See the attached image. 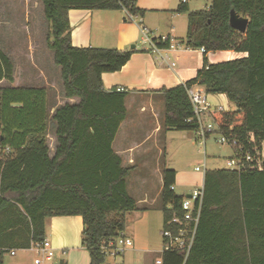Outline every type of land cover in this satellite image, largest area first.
<instances>
[{"label":"trees","instance_id":"16d2710c","mask_svg":"<svg viewBox=\"0 0 264 264\" xmlns=\"http://www.w3.org/2000/svg\"><path fill=\"white\" fill-rule=\"evenodd\" d=\"M49 25L48 48L60 69L62 96L76 103L56 106L48 118L42 87H0V264L4 253L28 249L45 236V220L79 215L81 244L90 264H102L101 247L124 230L125 213L136 209L126 189L131 167H124L112 141L126 116L125 91H107L101 74L118 71L133 50L74 47L70 43V9L117 10L142 15L135 0H40ZM246 17L243 33L229 24V14ZM186 47L203 49V65L182 84L159 90L165 130L196 131L187 90L224 94L232 109L216 108L207 117L213 133L235 139L237 146L264 149V0H210L207 8L188 10ZM151 39L158 47L164 42ZM234 51L245 56L208 63L206 53ZM12 63L0 51V80L13 81ZM53 123L52 155L46 141ZM209 134H207V137ZM236 147H234L235 149ZM174 169H162V229L179 209L182 195L172 189ZM201 210L189 254L161 253V264H264V161L262 169H205Z\"/></svg>","mask_w":264,"mask_h":264},{"label":"crops","instance_id":"0c3cea01","mask_svg":"<svg viewBox=\"0 0 264 264\" xmlns=\"http://www.w3.org/2000/svg\"><path fill=\"white\" fill-rule=\"evenodd\" d=\"M178 3L179 0H135V7L144 10V13L133 15V18H129L124 9L68 11L72 46L133 50L118 71L102 73L101 81L107 91L123 88L126 92V116L111 146L121 158L122 166L131 167L126 177V189L135 201L134 211L138 210L137 214L141 217L145 212L156 211L159 200L161 204L162 169L166 168L163 162L164 146L167 137L176 132L165 130L162 125L164 106L159 90L175 87L193 78L203 65V52L188 48L184 43L187 13L176 12ZM140 27L146 28L150 40L168 36L174 47L152 48L149 41L143 38ZM235 54L245 56L227 50L208 52L205 57L208 63H216L219 59H234ZM204 94L211 109H232L231 102L224 94ZM78 100L77 97L62 96L57 105L49 107L48 118L56 106ZM82 228L79 215L49 217L45 220L44 239L50 242L54 250L52 257H40L31 245L28 249L19 250L32 251L33 260L41 258L39 264H90L89 254L81 244ZM129 235L132 245L125 252L127 256H133L132 261L125 262L123 251L119 256H113L114 262L102 264H158V260L153 261L150 257L153 251ZM11 251L9 255L15 259L3 264H27L24 255L17 256L16 252Z\"/></svg>","mask_w":264,"mask_h":264},{"label":"rangeland","instance_id":"374dc122","mask_svg":"<svg viewBox=\"0 0 264 264\" xmlns=\"http://www.w3.org/2000/svg\"><path fill=\"white\" fill-rule=\"evenodd\" d=\"M209 3L210 0H187L189 10L207 8ZM183 17L186 18L185 15ZM48 39L49 25L43 16L40 0H0V51L9 58L13 68V81L10 83L0 80V87H42L46 91L48 104L57 105L62 100V81L60 69L53 63V52L48 48ZM239 57V54L234 55V58ZM231 107L234 108L232 103ZM203 118L206 122L210 121L207 117ZM47 134L49 155H52L55 135L50 119ZM216 137V133H211L206 138L204 147L194 131H176L167 137L163 162L166 168L176 171L173 185L176 194L185 195L200 187L203 161L206 170L226 168L225 160L233 155V150L227 144L218 143ZM196 166L201 167V171H195ZM157 205L156 211L145 212L142 217L137 214L138 210L126 212L123 230L126 236L130 234V237L133 236L132 238L140 241L145 248L153 251L150 255L153 261L160 260L162 253L163 220L160 200ZM13 252H16L17 256L24 255V262L27 264L33 263L32 251L21 252L19 249H13ZM125 255V262H131L133 256H127V252ZM14 259L10 257L9 251L3 255V262ZM114 260L115 257L106 255L104 262Z\"/></svg>","mask_w":264,"mask_h":264},{"label":"built area","instance_id":"2783aa9c","mask_svg":"<svg viewBox=\"0 0 264 264\" xmlns=\"http://www.w3.org/2000/svg\"><path fill=\"white\" fill-rule=\"evenodd\" d=\"M186 1V0H182ZM127 12V11H126ZM129 18H133V15L127 12ZM141 34L144 39L149 41L152 48L156 49L158 46L156 42H153L148 37V32L146 28L140 27ZM168 36H160L157 42H164L167 40ZM174 47L172 40L169 38L168 48ZM203 52V49H200ZM117 91H124L123 88H116ZM187 95L189 101L192 105V113L197 121L198 127L195 131L196 137L199 142L205 146V140L207 134L213 133L216 129L213 122L205 121L204 116L213 110L210 108L206 101L203 89L198 86H193L187 90ZM216 141L221 144H227L233 150V155L225 160V167L227 169L239 170L245 164H249L251 168L262 169L264 161V149H259L258 147L253 148V151L249 149H243L241 146H237V141L235 139H228L223 134H217ZM234 147H236L234 149ZM204 161L202 163V172L204 173ZM195 171H201V167L196 166ZM203 185L201 184L198 189H194L189 192V197L182 195V200L180 201L179 209L181 214L177 216L174 214L168 221L167 224H175L173 229H162V252L166 251H178L184 255V260L189 254L196 232V226L198 223L200 210H201V199H202ZM132 245V240L126 236V234L121 231L113 239L108 240L102 245L101 249L106 255L119 256L125 249ZM31 246L35 249L36 253L45 259L52 257L54 250L47 239H43L39 242H32ZM13 253V251H11ZM35 264L41 262V258H35L33 260ZM161 264V259L156 261Z\"/></svg>","mask_w":264,"mask_h":264},{"label":"water","instance_id":"95a60500","mask_svg":"<svg viewBox=\"0 0 264 264\" xmlns=\"http://www.w3.org/2000/svg\"><path fill=\"white\" fill-rule=\"evenodd\" d=\"M248 19L246 17L238 16L233 11L229 14V24L232 28L236 29L238 32L243 33L246 30ZM189 197V194L185 195Z\"/></svg>","mask_w":264,"mask_h":264}]
</instances>
